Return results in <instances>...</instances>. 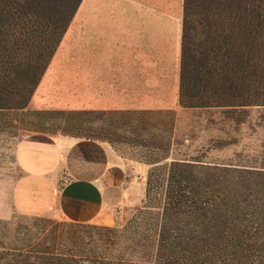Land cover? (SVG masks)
<instances>
[{
  "label": "trees",
  "instance_id": "1",
  "mask_svg": "<svg viewBox=\"0 0 264 264\" xmlns=\"http://www.w3.org/2000/svg\"><path fill=\"white\" fill-rule=\"evenodd\" d=\"M81 2L0 0V112L27 107ZM178 105L264 107V0H181ZM166 155L121 228L20 217L26 244H0V264H264V170Z\"/></svg>",
  "mask_w": 264,
  "mask_h": 264
},
{
  "label": "crops",
  "instance_id": "2",
  "mask_svg": "<svg viewBox=\"0 0 264 264\" xmlns=\"http://www.w3.org/2000/svg\"><path fill=\"white\" fill-rule=\"evenodd\" d=\"M83 7L84 15L71 20L27 109L127 112L167 104L155 98L157 81L165 83L171 73L166 22L103 15L104 9L117 8V0H83ZM0 142L18 173L10 193L18 213L110 226L144 200L143 180L129 176L107 143L43 133Z\"/></svg>",
  "mask_w": 264,
  "mask_h": 264
},
{
  "label": "rangeland",
  "instance_id": "3",
  "mask_svg": "<svg viewBox=\"0 0 264 264\" xmlns=\"http://www.w3.org/2000/svg\"><path fill=\"white\" fill-rule=\"evenodd\" d=\"M83 9L82 0L74 17H82ZM102 13L105 16L139 19V22L155 18L166 22V27L171 30V73H166L165 83L157 81L155 98L156 101L169 102L157 103L155 110L145 111L154 112L150 117L142 116V111H127L116 116L112 114L115 110L95 111L82 116V128L75 127L74 121L71 118L69 120V117L71 113L83 110H31L26 107L25 110L2 111L1 139H22L34 133H43L48 136L60 134L79 140L90 138L89 140L107 143L125 162L129 176L141 178L145 187L152 168L148 161L161 159L166 154L168 158L162 163L173 159H187L231 164L232 169L249 167L264 170V107L182 109L178 105L181 0H117V8L104 9ZM159 111L175 112L172 127L168 128V122L162 123L157 119L156 113ZM33 112H48V115H35ZM57 112L69 115L63 118L55 115ZM103 112L105 115L100 114ZM12 164L11 158L7 162L0 146V244L22 246L26 244L25 225L30 223L21 221L20 217L39 218L45 222L39 225L43 228L67 221L56 215L23 216L13 209L10 193L18 173ZM233 177L231 175V180ZM140 206L141 204L122 219H116L113 225H90L121 228ZM17 221H20L19 225ZM31 231H36L35 227Z\"/></svg>",
  "mask_w": 264,
  "mask_h": 264
}]
</instances>
